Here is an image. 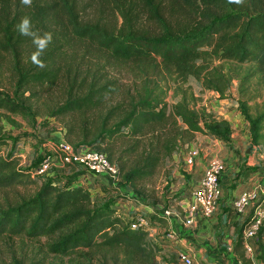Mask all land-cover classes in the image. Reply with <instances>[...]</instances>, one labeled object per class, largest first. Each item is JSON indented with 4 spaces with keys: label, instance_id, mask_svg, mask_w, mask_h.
Returning a JSON list of instances; mask_svg holds the SVG:
<instances>
[{
    "label": "trees",
    "instance_id": "obj_1",
    "mask_svg": "<svg viewBox=\"0 0 264 264\" xmlns=\"http://www.w3.org/2000/svg\"><path fill=\"white\" fill-rule=\"evenodd\" d=\"M44 2L38 13L23 6L21 0L3 1L0 60L5 55L11 56L10 72L14 80L12 96L0 91V109L22 112L27 108L23 102L26 92L36 87H50L59 80L68 87L69 98L56 108L55 116H93L119 92V87L101 72L102 67L95 65L92 70L88 65L73 63L75 58L62 63L64 52H61L59 40L67 35L114 61L152 66V62L159 59L178 79L193 78L205 89L220 94L229 88L230 78L222 72L221 66H213L214 61L254 64L264 75V0L259 8L251 10L249 7L244 11L241 5L229 0H192L191 8L199 2L204 6L200 13L202 19L186 26L176 20L181 12L178 0H170L167 4L162 0H110L123 19L117 29L109 27L102 17L84 20L82 0ZM106 2L100 0V12ZM23 16L31 18L32 30L53 34L51 45L40 57L44 68L34 65L30 55L25 61L27 49L33 52L36 49L30 37L16 30ZM141 17L151 28L141 26ZM158 92L155 88H144L135 95L129 94L127 113L116 122L121 114L118 108L123 103L98 113L99 127L85 131L82 141L74 145L76 149L98 147L99 150H95L105 154L116 166L118 184L106 189L111 194L129 187L133 193L141 195L137 184L151 178L164 159L181 148L188 149L191 145L188 143L196 134L225 144L231 142L232 128L228 121L217 119L204 108L195 109L184 91L180 100L172 105L164 103ZM191 98L194 100L192 95ZM239 108L248 124L251 147H259L264 142V111L252 116L243 101H239ZM150 136V142L142 148V139ZM119 141L130 143L123 151L124 156L141 151L138 164L127 170L123 164L111 161ZM29 176L27 171L17 168L15 155L4 157L0 153V191L23 185ZM76 180L72 179L70 186L63 187L50 182L29 199L14 205H0V237L25 234L38 238L61 234L49 246L50 253L69 256L79 248L112 251L123 255L124 264H156L161 249L148 239L147 233L131 229L128 222L117 216L112 208L113 201L103 206L95 205L82 187H71ZM164 206L169 208L166 203ZM238 247L242 248L241 240L237 241L235 250Z\"/></svg>",
    "mask_w": 264,
    "mask_h": 264
},
{
    "label": "rangeland",
    "instance_id": "obj_2",
    "mask_svg": "<svg viewBox=\"0 0 264 264\" xmlns=\"http://www.w3.org/2000/svg\"><path fill=\"white\" fill-rule=\"evenodd\" d=\"M3 1L0 0V13ZM15 1L13 0V2ZM82 1L85 5L82 15L84 20H97L102 17L109 27L113 29L121 27L123 19L115 9V3L107 0L102 7L103 11L100 12V0ZM134 1L137 2L139 0ZM162 2L167 4L170 3V0H162ZM43 3H45L44 0H33L31 8L40 13L39 9L43 6ZM178 3L181 7L179 8L181 12L176 17V20L179 23H183L186 26L202 19L200 13L204 6L201 2L194 4L197 6L192 7L193 11L191 8L192 0H178ZM260 3L261 0H242L239 5L242 6L244 11V9L249 7H251V10L253 7L259 8ZM142 17L145 19L144 16ZM142 17L140 19L141 26L145 29L151 28L149 23ZM59 43H62L61 52H64L65 61L61 60L62 63L69 62L70 59L75 58L73 63L88 65L92 70L96 68L95 65L102 67L101 72H104L105 77L113 82L116 87H119V92L111 97L104 107L100 109L101 111H95L93 116L90 114L85 117L72 114L55 116L53 113L56 108L69 98L68 87L62 80H59L50 87H36L32 89V92H26L23 102L27 108L22 112L13 113L7 108L0 109V153L4 157L10 154L15 155L18 169L23 171L34 169L44 156L55 154L56 145L60 141L70 143L73 146L76 145V143L82 141V134L85 131L89 129L96 130L99 127L97 118L100 114L98 113H105L110 107L123 103V106L118 108L121 114L117 116L115 122L118 121L127 113V96L129 94L135 95L137 91L144 88H155L159 91L158 94L162 97V101L167 105H172L179 101L181 93L184 91L188 102L195 104V109L204 108L209 113H233L230 124L232 125L230 143L225 144L213 137L199 134H196L191 142L188 143L198 150L199 158L204 159V161L215 155H222L224 158L227 147H233L234 144L237 145L235 151L242 162L237 167L240 172L230 181V186L228 187L230 190L236 188V181L244 182V179H239L238 177L242 173L248 175L256 172L259 175H264V142L259 147H251L248 124L239 108V101H243L246 102L249 113L252 116L264 111V75L254 64L214 61L213 66H221L222 72L227 75V78H230L229 88L220 94L205 89L193 78H187L184 81L178 79L170 70L163 67L159 59L152 62L153 67L136 65L130 61H114L106 54L99 53L94 47L79 43L69 35L60 38ZM205 49L209 50L208 48ZM27 50L24 54L25 61L33 53L31 48ZM83 56L85 60L81 61ZM12 63L13 60L9 55H5L0 60V91L10 96H12L14 80L10 72ZM191 95L194 100H192ZM69 131L72 133L70 134ZM150 138L151 136L142 139V148L150 142ZM129 145L130 143L119 141L115 145L114 158L111 159L117 165L118 163L123 164L125 170L137 165L140 160V150L133 154L126 153L125 156L123 155L124 149L129 147ZM204 147H208V149L205 150ZM95 149L99 150L98 147H95ZM186 152L187 149L181 148L177 153L172 154L170 158L164 159L151 178L138 183L136 189L141 192V195L132 191L130 199H135L139 208L147 206L150 212L146 213V217L150 222H157L160 225L159 227L167 225L165 220H163L164 218H160L161 212L164 210L169 209L176 217H181L179 203L181 198L190 190V188H187V184H189L191 176L183 171L182 158L185 157ZM204 154L206 155L205 157ZM254 154L260 159L259 164H250L243 171L242 166L254 161ZM117 158H120V160H117ZM206 163H209V161ZM79 173L75 169L60 166L56 163L46 176H29L23 185L0 191V205H14L21 200L29 199L43 185L50 182L59 183V187L70 186L69 182L72 179H78V176H85L83 174L78 175ZM183 174L189 177L188 182ZM86 180L87 178L84 182L93 183L91 190H88L91 201L97 206H103L113 201L114 205L112 208L115 209L116 215L127 222L123 214H125L126 210L128 211L132 204L124 206L125 204L123 203L127 201L126 196L124 194L121 195L120 192L112 194L108 192L107 188H113V186H110L111 182L109 181L94 183L92 179ZM164 201L169 208L164 206ZM151 232H147L148 239L159 247L157 240L159 241V237L163 238L166 233L164 234L163 232L161 235L162 231L160 230L156 236L155 233L152 234ZM60 236L61 234L29 238L25 234L18 236L3 235L0 237V264H124L123 255L112 251H88L87 249L79 248L69 256L50 253L49 246L54 244ZM236 252L239 254L238 260L241 261V264H264V229L258 237L252 259L246 258L241 247H238Z\"/></svg>",
    "mask_w": 264,
    "mask_h": 264
},
{
    "label": "built area",
    "instance_id": "obj_3",
    "mask_svg": "<svg viewBox=\"0 0 264 264\" xmlns=\"http://www.w3.org/2000/svg\"><path fill=\"white\" fill-rule=\"evenodd\" d=\"M198 157V150L191 147L184 157V162L186 165L191 166ZM56 163L60 166L75 169L76 172L85 175L73 182L71 187H82L87 192L91 190L93 183L84 182L86 178V181L92 179L94 183L109 181L111 182L110 186L113 187H116L119 181L116 166L109 162L105 154L93 148L76 149L73 145L64 141L58 142L55 154L44 156L38 165L32 170L28 169L27 173L31 177L46 176ZM224 170L225 165L221 161L210 160L204 168L199 186L193 188L181 198L179 203L182 210L181 217H176L169 209L164 210L162 216L166 219L179 218L181 226L188 229L194 227L197 218H210L216 212L222 199L220 176ZM77 181L79 182L77 183ZM119 192L127 197L126 200H130L131 188L125 187L119 189ZM250 207L251 211H249ZM232 210L237 216H247L241 229L240 240L246 258L252 259L256 242L264 229V206L260 203L259 193L253 190L241 193L232 201ZM127 222L133 230L140 229L146 233L152 231L150 221L139 211L134 212ZM164 234L165 241L176 242L177 245L181 244L178 233L173 228L166 230ZM177 259L182 264H192V257L185 251H179ZM157 262L158 257L156 258V264Z\"/></svg>",
    "mask_w": 264,
    "mask_h": 264
},
{
    "label": "crops",
    "instance_id": "obj_4",
    "mask_svg": "<svg viewBox=\"0 0 264 264\" xmlns=\"http://www.w3.org/2000/svg\"><path fill=\"white\" fill-rule=\"evenodd\" d=\"M212 114L217 119L226 120L231 124L233 113ZM191 147L192 146L189 148ZM204 149L207 150L208 147H204ZM235 149H237V145L235 144L233 147H227L224 158L222 155H215L214 157L211 156L204 161V159L198 157L191 166L186 165L184 157L182 158L184 164L183 171L191 176L189 184H187V188H190L188 192L199 186L204 168L207 165L206 162L210 160H219L224 163L225 170L220 176L222 199L216 212L210 218H197L194 227L189 229L181 226L179 218H164V216H162V212L160 218H164L163 220H165L167 225L164 224L165 226L159 227L160 225L157 222H150L152 225V234L155 233L157 236L161 230L162 235L165 230L173 228L178 233L181 241V244L177 245L176 242L170 243L165 241L164 238L159 237V241L157 240V242L161 252L158 256L157 264H182L177 259V253L179 251H185L188 253L192 257V264H241V261L238 260L239 254L235 250V245L241 237L239 235H241V229L247 216H237L232 210V201L241 193L253 190L259 193L260 203L264 206V175H259L256 172L248 175L242 173L238 177L239 179H244V182L240 183L239 180L236 181V188L230 190L228 188L230 186V181L240 172L237 167H239L242 162V160L237 156L238 153ZM235 155L236 157H234ZM205 156L206 155L204 154V157ZM253 159L254 161L249 162L246 166H242L243 171L248 168L250 164H259L260 159L257 155L254 154ZM183 175L188 182L189 177H186L185 174ZM123 204H125L124 206H127L126 204H132L128 208V211L124 210L125 214H123V217L126 218V220H129V217H131L136 211H139L144 217H146V213L150 212V209L147 206L140 208L137 207L139 205L133 198L132 200L130 199L125 201ZM179 210L181 211L180 214H182L181 208ZM249 211H251V207L249 208Z\"/></svg>",
    "mask_w": 264,
    "mask_h": 264
},
{
    "label": "clouds",
    "instance_id": "obj_5",
    "mask_svg": "<svg viewBox=\"0 0 264 264\" xmlns=\"http://www.w3.org/2000/svg\"><path fill=\"white\" fill-rule=\"evenodd\" d=\"M32 2L33 0H21V4L26 7H31ZM229 2L240 4L242 0H229ZM16 30L21 35L32 39V43L36 50L31 54V61L37 67L44 68L45 64L40 57L52 42L53 34L51 32L40 34L39 32L32 30L31 18L29 16L21 17L20 22L16 25Z\"/></svg>",
    "mask_w": 264,
    "mask_h": 264
}]
</instances>
